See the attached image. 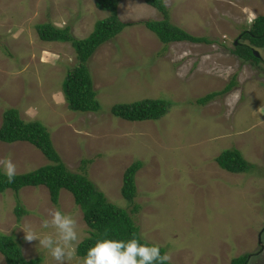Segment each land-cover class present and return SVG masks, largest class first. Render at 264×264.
I'll use <instances>...</instances> for the list:
<instances>
[{
  "label": "rangeland",
  "instance_id": "1",
  "mask_svg": "<svg viewBox=\"0 0 264 264\" xmlns=\"http://www.w3.org/2000/svg\"><path fill=\"white\" fill-rule=\"evenodd\" d=\"M122 21L132 23L101 46L88 62L98 113L68 108L63 82L78 64L68 43H46L36 26H70L87 38L96 22L111 13L97 0H0V128L6 110L20 111L26 122L43 123L65 165L81 172L114 205L131 211L122 196L126 170L137 161L141 206L132 214L141 236L167 249L172 264H232L250 255L249 264H264V48L260 64L234 54L251 24L264 16V0H165L171 22L210 44H163L143 23L163 15L146 0H118ZM223 95L204 106L196 101ZM167 100L172 107L157 121L129 122L112 108L142 100ZM238 149L255 169L231 173L216 158ZM10 158L16 174L53 165L27 142H0V160ZM90 161V163H88ZM19 199L26 213L19 222L15 192L0 195V235H16L29 259L57 264L39 241L26 239L27 229L49 234L44 222L59 209L77 221L75 255L65 264H82L77 248L89 236L74 196L62 190L54 205L47 187H26ZM0 264H7L0 253Z\"/></svg>",
  "mask_w": 264,
  "mask_h": 264
},
{
  "label": "trees",
  "instance_id": "2",
  "mask_svg": "<svg viewBox=\"0 0 264 264\" xmlns=\"http://www.w3.org/2000/svg\"><path fill=\"white\" fill-rule=\"evenodd\" d=\"M158 9L164 19L161 21H147L143 23L150 31L155 33L160 41L165 44L189 42L197 44H210L206 37H196L182 28L174 25L170 19V12L165 5V0H146ZM118 0H97L96 6L100 11L109 12L111 15L96 22L93 32L84 39L77 38L70 26L58 28L51 23L36 26L40 40L46 43H69L77 54L78 64L68 71L63 82V92L68 108L74 112L98 113L101 104L97 99V91L88 62L98 49L122 34L132 23L122 21L118 13ZM243 38L250 41L251 46L240 44L234 54L246 62L260 64L261 59L254 55V49L264 48V16L258 17L249 32H244ZM235 85L233 82L222 92H215L196 103L204 106L223 95ZM172 107L167 100L148 99L130 104H117L112 108V113L129 122L157 121L166 116ZM0 142L14 144L27 142L38 148L42 154L53 163L27 174H16L13 183L0 176V195L8 191L15 192L18 205L15 215L19 222L22 221L26 211L19 199L20 192L26 187H47L54 205L59 204L62 190L69 191L84 215V221L89 228V236L77 248V255L84 257L88 249L99 239L129 240L135 236L141 243L147 242L141 236L140 228L136 225L132 214H138L141 206L135 199L138 196L137 173L143 168L142 161L131 165L124 174L122 196L131 203V212L111 203L106 195L90 180L83 164L81 172H72L65 165L62 157L57 152L52 141L51 133L41 122H26L19 110L12 108L5 112L2 127L0 128ZM218 165L231 173H247L255 169L240 150L230 149L223 151L217 158ZM90 163V161L88 162ZM156 245V244H155ZM21 240L14 234L0 235V253L7 264H43L44 258L27 259L24 255ZM162 254H167V249L160 248ZM250 255L240 256L232 264H249ZM167 264H172L167 262Z\"/></svg>",
  "mask_w": 264,
  "mask_h": 264
},
{
  "label": "clouds",
  "instance_id": "3",
  "mask_svg": "<svg viewBox=\"0 0 264 264\" xmlns=\"http://www.w3.org/2000/svg\"><path fill=\"white\" fill-rule=\"evenodd\" d=\"M255 21L256 19L251 27ZM16 173V165L10 158L0 160V176L5 177L8 183L14 182ZM43 226L51 228L52 232L38 235L29 228L26 231V239L39 241V247L45 249L57 264H65V261L72 259L75 255V245L80 238L74 216L57 209L50 213V219L45 220ZM169 261L170 256L162 254L159 245L141 243V239L133 236L126 241L97 240L94 246L88 249L82 264H167Z\"/></svg>",
  "mask_w": 264,
  "mask_h": 264
},
{
  "label": "water",
  "instance_id": "4",
  "mask_svg": "<svg viewBox=\"0 0 264 264\" xmlns=\"http://www.w3.org/2000/svg\"><path fill=\"white\" fill-rule=\"evenodd\" d=\"M254 55H255L257 58L261 59V56H260L259 52L254 51Z\"/></svg>",
  "mask_w": 264,
  "mask_h": 264
}]
</instances>
